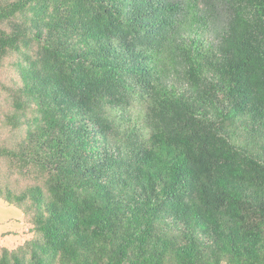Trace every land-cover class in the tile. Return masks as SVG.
<instances>
[{
	"label": "trees",
	"instance_id": "trees-1",
	"mask_svg": "<svg viewBox=\"0 0 264 264\" xmlns=\"http://www.w3.org/2000/svg\"><path fill=\"white\" fill-rule=\"evenodd\" d=\"M0 199V264H264V0H0Z\"/></svg>",
	"mask_w": 264,
	"mask_h": 264
},
{
	"label": "rangeland",
	"instance_id": "rangeland-1",
	"mask_svg": "<svg viewBox=\"0 0 264 264\" xmlns=\"http://www.w3.org/2000/svg\"><path fill=\"white\" fill-rule=\"evenodd\" d=\"M201 14L207 16L204 12ZM189 19L190 14H187L186 20ZM222 21L220 13L209 19L208 26L201 28L203 36L209 41H216V37H218L217 28L220 27ZM29 225L26 216L20 209L0 199V246L5 245L13 248L30 238L33 233L29 229Z\"/></svg>",
	"mask_w": 264,
	"mask_h": 264
}]
</instances>
